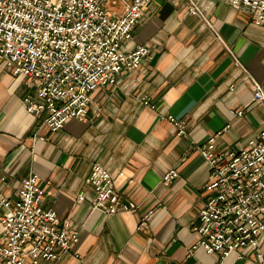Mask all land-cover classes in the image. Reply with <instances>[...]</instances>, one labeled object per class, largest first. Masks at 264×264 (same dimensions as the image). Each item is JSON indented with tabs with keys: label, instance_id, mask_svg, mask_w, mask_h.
I'll list each match as a JSON object with an SVG mask.
<instances>
[{
	"label": "crops",
	"instance_id": "1",
	"mask_svg": "<svg viewBox=\"0 0 264 264\" xmlns=\"http://www.w3.org/2000/svg\"><path fill=\"white\" fill-rule=\"evenodd\" d=\"M203 5L206 19L188 13L185 0H149L122 45H146L147 56L92 91L84 119L53 132L25 109L32 87L0 67V189L14 196L35 173L46 190L42 206L78 231L72 249L45 264L217 261L201 248L188 254L207 198L208 166L197 147L214 134L217 149L239 148L264 127V105L251 101L242 70L264 87V26L223 0ZM167 115L183 122L185 134L175 133ZM95 163L113 174L118 195L134 209L107 215L77 198L80 189L91 195L83 179ZM169 169L176 175L164 183ZM258 242L264 257V231ZM242 252L219 264H262L253 247Z\"/></svg>",
	"mask_w": 264,
	"mask_h": 264
},
{
	"label": "built area",
	"instance_id": "2",
	"mask_svg": "<svg viewBox=\"0 0 264 264\" xmlns=\"http://www.w3.org/2000/svg\"><path fill=\"white\" fill-rule=\"evenodd\" d=\"M148 1L0 0V67L32 87L22 97L26 111L52 132L68 119H84L91 92L114 83L119 72L135 69L147 56L146 45L129 50L122 45ZM223 1L246 10L252 23L264 26V0ZM107 2L113 10L105 7ZM185 2L188 13L206 19L203 0ZM242 70L251 101L264 105V87ZM142 102L152 107L146 98ZM167 119L177 135L185 134L182 121L172 115ZM214 139L211 134L197 147L208 166L203 185L207 198L197 211L196 237L188 254L201 248L215 254L214 264H219L231 253L241 258L243 248L251 246L264 264L258 242L264 231V127L239 148L217 149ZM174 175L169 169L162 181ZM83 183L91 195L80 189L77 198L93 209L109 215L136 206L120 198L113 174L102 165L92 164ZM45 193L35 173L19 181L14 196L0 189V264L52 262L78 241L68 218L42 206Z\"/></svg>",
	"mask_w": 264,
	"mask_h": 264
},
{
	"label": "rangeland",
	"instance_id": "3",
	"mask_svg": "<svg viewBox=\"0 0 264 264\" xmlns=\"http://www.w3.org/2000/svg\"><path fill=\"white\" fill-rule=\"evenodd\" d=\"M105 7L107 9H109V10H113L114 9L109 2L105 3Z\"/></svg>",
	"mask_w": 264,
	"mask_h": 264
}]
</instances>
